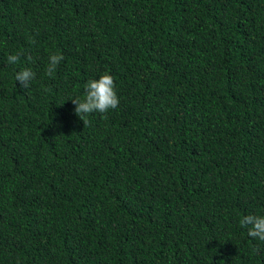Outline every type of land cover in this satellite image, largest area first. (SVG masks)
I'll return each instance as SVG.
<instances>
[{"label": "trees", "instance_id": "obj_1", "mask_svg": "<svg viewBox=\"0 0 264 264\" xmlns=\"http://www.w3.org/2000/svg\"><path fill=\"white\" fill-rule=\"evenodd\" d=\"M105 72L119 105L83 123ZM249 214L264 0H0V264H264Z\"/></svg>", "mask_w": 264, "mask_h": 264}, {"label": "clouds", "instance_id": "obj_2", "mask_svg": "<svg viewBox=\"0 0 264 264\" xmlns=\"http://www.w3.org/2000/svg\"><path fill=\"white\" fill-rule=\"evenodd\" d=\"M20 58V53L11 54L7 57V61L10 64H16ZM63 59L62 55H50L46 75L53 77L57 66ZM34 78L35 73L31 68H24L15 75V81H19L24 88L28 87ZM71 102L75 105V115L83 123H89L87 120L89 114L94 112L107 113L110 109H116L120 101L115 91L113 77L105 72L98 79L89 80L86 83L83 98H74L71 99ZM239 223L242 228L247 229L249 237L264 241V215L249 214L243 216Z\"/></svg>", "mask_w": 264, "mask_h": 264}]
</instances>
